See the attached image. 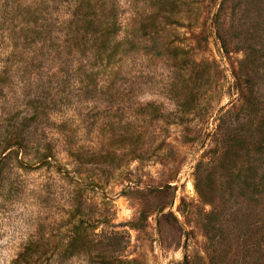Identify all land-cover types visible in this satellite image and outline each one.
<instances>
[{
	"label": "rangeland",
	"instance_id": "374dc122",
	"mask_svg": "<svg viewBox=\"0 0 264 264\" xmlns=\"http://www.w3.org/2000/svg\"><path fill=\"white\" fill-rule=\"evenodd\" d=\"M3 155L0 264H264V0H0Z\"/></svg>",
	"mask_w": 264,
	"mask_h": 264
},
{
	"label": "trees",
	"instance_id": "16d2710c",
	"mask_svg": "<svg viewBox=\"0 0 264 264\" xmlns=\"http://www.w3.org/2000/svg\"><path fill=\"white\" fill-rule=\"evenodd\" d=\"M23 144V141L22 139L20 138H16V139H8V141H5V145L2 147V153L5 152L6 149H8L9 147L13 146V145H22ZM5 155L2 156V158L0 157V163L1 161L3 160V157Z\"/></svg>",
	"mask_w": 264,
	"mask_h": 264
}]
</instances>
